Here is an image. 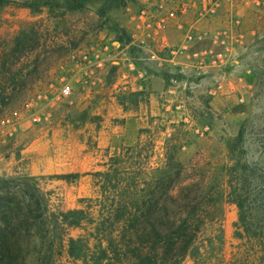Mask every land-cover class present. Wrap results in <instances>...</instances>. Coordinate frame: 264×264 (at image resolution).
<instances>
[{
	"label": "rangeland",
	"instance_id": "rangeland-1",
	"mask_svg": "<svg viewBox=\"0 0 264 264\" xmlns=\"http://www.w3.org/2000/svg\"><path fill=\"white\" fill-rule=\"evenodd\" d=\"M25 1L34 6H22ZM44 1L12 0L0 8V42H8L7 48L12 47L20 28L33 27L37 32L36 42H31L35 48L16 65L23 73L36 75L26 77V100L51 92L26 108L23 103L18 109L6 107L0 112V116L17 122L16 129L0 136V177L37 187L51 211L78 207L81 197L94 192L90 172L104 168L108 157L117 154L121 146L134 144L139 128L149 124L157 134L151 164H156L163 141L172 132L178 133L184 138L182 157L206 166L211 177L218 179V193L225 189L227 141L240 130L244 134L243 154L264 168V7L256 11L246 6L245 46L238 50L223 77V90L211 93L220 80L218 73L171 68L141 47L139 39L133 41L123 27L129 14L139 8L128 9L131 0L108 9L103 17L96 12L103 0H91L85 9L64 15L63 9L50 12ZM121 27L125 29L119 33L122 41L117 39ZM96 52H100L101 61H94L92 54ZM130 62L146 73L143 89L116 83L122 71L136 78ZM157 70L168 84V90L157 99L160 111L152 115L162 120L147 116L133 130L125 121L133 118L136 110L144 111L145 107L138 109L149 97L148 72ZM61 77L72 86L66 96L58 92ZM131 131L136 132V138L125 143L124 135ZM218 201L223 208L225 261L230 264L238 242L233 236L238 208L225 201L224 195ZM77 233L71 231L72 235ZM192 263L189 257L183 264ZM51 264H74V260L63 248Z\"/></svg>",
	"mask_w": 264,
	"mask_h": 264
},
{
	"label": "trees",
	"instance_id": "trees-1",
	"mask_svg": "<svg viewBox=\"0 0 264 264\" xmlns=\"http://www.w3.org/2000/svg\"><path fill=\"white\" fill-rule=\"evenodd\" d=\"M10 1L0 0V8ZM61 1L45 0L43 5L50 12L63 9L64 15L85 9L91 0ZM126 3L103 0L96 12L103 17ZM117 31L122 41L119 33L125 29ZM36 34L33 27L20 28L12 47L0 42L1 113L6 107L20 108L26 100V77L36 75L16 65L35 48L31 42ZM183 145L184 138L172 132L153 165L157 134L150 124L140 127L134 144L121 146L104 168L90 172L93 194L67 210L51 211L37 187L0 177V264H51L63 248L74 264H183L189 257L192 264H227L218 201L223 195L238 208L233 233L238 242L230 264H264V168L243 154V131L227 141L229 164L220 193L218 179L206 166L182 157ZM72 230L78 233L72 235Z\"/></svg>",
	"mask_w": 264,
	"mask_h": 264
},
{
	"label": "built area",
	"instance_id": "built-area-1",
	"mask_svg": "<svg viewBox=\"0 0 264 264\" xmlns=\"http://www.w3.org/2000/svg\"><path fill=\"white\" fill-rule=\"evenodd\" d=\"M247 5L259 11L264 7V0H147L133 14L134 20H137L142 29L143 37L138 43L171 68H188L199 74L218 73L220 80L216 88L210 90L211 93H216L223 90V77L229 73V66L238 50L245 46L243 23ZM239 6L244 7L243 12H237ZM192 9L195 10L196 17L187 20L185 16ZM222 9L224 23L222 21L212 28L200 26L203 19L214 20ZM170 25L180 31L179 40L170 42L167 35H163L162 30ZM92 57L94 61L102 59L100 52L93 53ZM129 66L130 69H136V78L132 79L129 71H122L116 83L133 90L143 89L145 71L136 68L132 62ZM59 82V95L71 93L69 81L61 77ZM49 95L51 92L28 98L23 107L33 105ZM16 124L12 117L0 116V136L11 133L16 129Z\"/></svg>",
	"mask_w": 264,
	"mask_h": 264
},
{
	"label": "crops",
	"instance_id": "crops-1",
	"mask_svg": "<svg viewBox=\"0 0 264 264\" xmlns=\"http://www.w3.org/2000/svg\"><path fill=\"white\" fill-rule=\"evenodd\" d=\"M147 0H131L128 5L127 8L130 9V7H139L142 3L146 2ZM227 7L225 6L224 9H226ZM244 7L239 6L238 7V11L237 12H242L244 10H242ZM186 19L187 20H193L196 17V12L195 10H190L187 14H186ZM246 18V16H245ZM244 18V19H245ZM223 21V23L225 22L224 17H223V9L221 10V13L218 14V16L214 19V20H205L203 19L200 23V26L203 28H212L216 25H220V23ZM123 27L126 29L127 33L129 35H131V37L133 38V41H137L138 39L141 40L143 35H142V29L139 28V23L137 22V20H134L133 15H130L126 18V22H124ZM141 29V30H140ZM163 35H167L168 40L170 42H174L180 39V31L173 25H170L168 27H166V29L162 30ZM110 38V36H109ZM148 83L150 86V93H149V97H147V99L144 101L143 104L139 105V109L138 110H142L143 107L144 111H135V116L133 118H127L125 121V125L128 124V122L133 125V130H134V126L135 128H139L141 122L144 120V118H146L147 116L152 117V115L158 114V112L160 111L159 107L157 106V99L159 98V96L162 94V92L166 89L168 90V84L165 81L163 75L157 71H150L148 72ZM131 119V120H130ZM130 120V121H129ZM135 129V130H136ZM136 132H130L129 134H125L124 135V142L125 143H132L133 140L136 138L135 135Z\"/></svg>",
	"mask_w": 264,
	"mask_h": 264
}]
</instances>
